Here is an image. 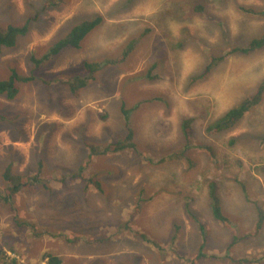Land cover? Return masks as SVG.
Masks as SVG:
<instances>
[{
	"label": "rangeland",
	"instance_id": "obj_1",
	"mask_svg": "<svg viewBox=\"0 0 264 264\" xmlns=\"http://www.w3.org/2000/svg\"><path fill=\"white\" fill-rule=\"evenodd\" d=\"M263 11L264 0H0L1 30L27 25L1 49L0 79L13 68L33 75L14 99L0 95L6 254L19 264H47L46 254L61 264H264V93L233 129L205 131L264 81V47L226 56L190 85L211 56L264 35ZM95 17L78 48L30 60ZM131 39L125 59L71 94L65 82L87 75L84 62L115 60ZM124 102L136 149L89 159L87 142L125 136ZM190 119L192 147L178 157ZM9 165L36 181L4 202ZM82 166L101 191L70 177ZM211 191L234 231L213 218Z\"/></svg>",
	"mask_w": 264,
	"mask_h": 264
},
{
	"label": "trees",
	"instance_id": "obj_2",
	"mask_svg": "<svg viewBox=\"0 0 264 264\" xmlns=\"http://www.w3.org/2000/svg\"><path fill=\"white\" fill-rule=\"evenodd\" d=\"M203 4H197L195 6V10L197 12H202L203 10ZM244 11H250L253 10L252 8H246L242 7ZM254 13V11H253ZM256 13V12H255ZM264 15L263 13H260ZM100 21L99 17H95L89 20L81 21L80 23L74 25L73 27H70L67 29L66 33L63 36H60L56 42H54L49 50L45 52V54L40 59L30 58L31 61L38 65L42 63L44 60H48L52 58L53 56L60 53L65 48H78L80 46V43L85 39V37L93 30L95 27H97L98 23ZM27 29V25L20 26V27H14V26H7L5 29H0V52L1 49L4 47H13L16 43V38L19 35H22L25 33ZM148 32V29H145L143 35H145ZM137 39L129 40L124 51L120 54L118 58L115 60H106L103 61V65L100 66L99 62L92 61V62H84V67L87 71V75L83 77H76L72 78L70 80H66L65 84H68L70 92L72 95L76 96L80 89L84 88L90 81L95 80V73L98 69L103 67L104 65L108 64H115L123 59H125L129 53L134 49V45L136 44ZM264 47V35L259 37L252 38L246 46H237L233 47L227 52L219 55H214L209 58L208 63L204 67V71L193 76L190 81V85L194 84L196 81L204 79L208 74L212 67H214L218 62L222 61L226 56L235 54V53H241V54H248L253 51H256L260 48ZM100 66V67H99ZM150 72V71H149ZM148 72V77L153 78L150 76ZM140 76H137V78ZM33 79V75L25 76L21 75L16 69H11L10 74L6 79H0V95L4 96L8 100L14 99L20 90V84L24 82H28ZM264 93V81L261 82L255 92L248 97L243 98L241 101H239L235 106L227 109L221 116L216 118L215 120L209 122L205 126V131L207 133L212 132H226L231 129H233L238 122L244 117V115L252 109L254 106L259 104L261 100V96ZM121 113L125 120V128H126V134L122 139L118 140H112L107 144H104V146H94L91 143L87 142L86 145L89 147L90 152L88 155V158H92L94 155L100 153V154H108V153H117L126 149H136V146L133 142V133L134 131L130 127V118L129 113L134 109V107H130V109L126 108V102H124L121 106ZM105 117V116H104ZM190 120H184L182 123V132L185 137V147L182 148L179 153L178 157L184 156V153L188 151L192 147V145L189 143V138L191 136V128L189 126ZM202 148H208V146H202ZM5 170L2 173V188L5 194L2 196V200L4 202H9L13 197H11V194H16L20 192L22 189H25L29 185H31L30 180L32 182L36 181V178L34 177H24L26 175H23L22 173H15L14 170L11 169L10 165L6 166L4 168ZM84 170V166L80 167L79 170L76 173L71 174V178H74L76 175L81 176L84 181L86 182V185L89 184L94 185L98 189V191H101V186L97 178L94 176L87 177L83 176L82 171ZM13 171V172H12ZM40 173V172H39ZM64 178H62L63 180ZM213 187V185H212ZM211 197V214L213 218L220 222L224 227L234 231L233 226L230 224L229 220L224 216L222 213L218 202H217V196L213 191H211L210 194ZM1 198V196H0ZM135 214V212H134ZM133 214V215H134ZM259 220H262V215L260 214ZM259 221V224L261 223ZM203 227L200 226V229ZM144 240L147 239L143 234H138V236ZM202 253H198V257H200ZM44 258L47 260V264H61V259L56 256H52L50 254L44 255ZM192 261V260H191ZM0 264H19L16 260V258H11L6 254V251L3 250L0 247Z\"/></svg>",
	"mask_w": 264,
	"mask_h": 264
},
{
	"label": "crops",
	"instance_id": "obj_3",
	"mask_svg": "<svg viewBox=\"0 0 264 264\" xmlns=\"http://www.w3.org/2000/svg\"><path fill=\"white\" fill-rule=\"evenodd\" d=\"M70 177H71V175H70ZM61 180H62V179H61ZM18 193H19V192H18ZM18 193H17V194H18ZM15 198H16V196L14 197V199H13V200H15Z\"/></svg>",
	"mask_w": 264,
	"mask_h": 264
}]
</instances>
